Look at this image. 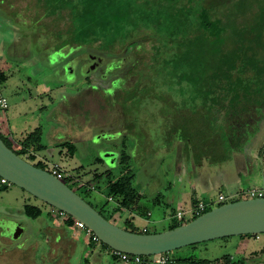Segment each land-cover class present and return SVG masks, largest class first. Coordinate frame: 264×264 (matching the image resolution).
<instances>
[{"label":"rangeland","instance_id":"1","mask_svg":"<svg viewBox=\"0 0 264 264\" xmlns=\"http://www.w3.org/2000/svg\"><path fill=\"white\" fill-rule=\"evenodd\" d=\"M228 1L198 2L220 12L222 5L230 4ZM50 24L41 17L34 0H0V73L5 76L2 88L8 99L0 127L13 138V148L17 149L20 139L40 127L45 149L38 156L46 164L39 158L30 163L35 165L40 161L45 170L49 169V163L59 164L65 182L74 190L77 186L74 182L84 186L83 191L85 186L92 185L89 182L95 181L97 191L92 193L100 198L106 197L107 182L123 174L117 160L124 150L130 155L132 186L142 196L144 205L149 206L150 216L144 218L145 211L135 208L122 209L121 219L114 224L129 230L126 221L131 222L129 217H132L135 231L145 228L148 233H160L191 221L193 201L186 195L180 200L178 185L172 181L176 178L178 162L190 163L205 157L195 138L186 140V117L178 116L191 112L194 105L188 103L181 110L177 92L152 83V70L155 72L157 67L151 70L142 63L151 64L155 59L152 41L143 38L110 50L75 43L72 37L59 36L54 29L60 25L58 22L52 28ZM261 33L264 36V27ZM192 34L186 31V38ZM144 89L138 96L139 90ZM170 96L177 101V109L171 107ZM190 125L192 128L198 121ZM254 130H259L260 135L236 142L230 141L229 133V136L223 134L221 150H216V154L226 159L219 166H211L209 182L205 178L209 190L196 187V202L201 201L211 209L220 204L219 194L225 196L224 203L234 202L247 198L248 189L263 187L264 124L248 129L247 134L253 135ZM59 140L75 145L72 155L66 150L59 155L60 148L55 145ZM185 148L187 158L183 153ZM139 152L143 157L136 159ZM218 167L223 169L229 183L237 182L239 176L242 178L241 191L234 192L223 185L225 182H218L221 180L216 177ZM106 169L111 170L107 176ZM95 174L103 175L94 180ZM155 174L160 176L163 186L150 193L146 181L156 182ZM77 193L90 200L87 191L84 190L85 195L78 190ZM114 204L115 201L105 207L104 217L112 215L110 209ZM25 205L38 207L41 214L36 218L27 216ZM52 209L56 212L21 188L0 183V264H123L112 256L111 248L103 247L100 241L93 243L84 231L60 226L62 217H54ZM178 211L183 213L182 218L176 217ZM15 226L18 236L14 235ZM56 228L62 232L58 239L54 237ZM258 236V239L255 235L219 238L164 254L174 264H214L224 256L240 264H264V234Z\"/></svg>","mask_w":264,"mask_h":264},{"label":"trees","instance_id":"2","mask_svg":"<svg viewBox=\"0 0 264 264\" xmlns=\"http://www.w3.org/2000/svg\"><path fill=\"white\" fill-rule=\"evenodd\" d=\"M34 1L41 17L51 22V28L57 26L55 23L58 22L60 25L54 29H57L59 36L72 37L75 43L116 50L120 45L128 46L143 38L144 41H152L155 59L151 64L142 62L144 68L157 67L155 72L151 69L154 79L149 80L158 88L164 85L177 92L181 110L188 103L194 105L191 112L178 116L186 117V140L195 138L202 149L198 150L212 163L226 159H220L221 154H216V150H221L223 134H230V141L236 142V139L246 140L247 136L256 137L260 133L254 130L253 135L247 134L248 129L264 124V36L261 33L264 27V0H229L227 3L230 4L222 5L220 12L212 7H204L199 0ZM147 31L149 33H145ZM186 31L193 33L191 37L186 38ZM4 79V74L0 73V81ZM137 86L130 92L136 90ZM144 91L139 90L138 96ZM170 100L171 107L177 109V101L171 96ZM194 120L198 121L195 130L194 127L190 128ZM41 133L40 127L29 132L17 142V149L1 134L0 138L14 153L30 162L35 159L34 153L45 149L41 144ZM55 145L65 149L69 155L75 149L71 141ZM117 163L123 174L115 181L109 180L105 188L106 197L116 203L112 214L119 209H136L141 198L131 183L134 174L130 171V155L121 150ZM34 166L44 169L41 162ZM110 172L108 170L105 175ZM100 175L95 174L94 180ZM74 183L76 190L65 182L76 193L77 190L83 193L84 189L82 191L81 188L84 186L79 187L78 181ZM98 211L103 216V210ZM24 212L32 218L41 214L38 207L30 205H25ZM65 217L67 225L74 224L70 216ZM108 217L104 218L109 221L111 217ZM126 225L130 226L127 231L148 234L147 231H135L130 221H126ZM169 260L168 264L175 263ZM214 264L240 262L224 256Z\"/></svg>","mask_w":264,"mask_h":264},{"label":"water","instance_id":"3","mask_svg":"<svg viewBox=\"0 0 264 264\" xmlns=\"http://www.w3.org/2000/svg\"><path fill=\"white\" fill-rule=\"evenodd\" d=\"M0 178L83 223L112 250L130 255L152 256L219 238L264 234V197L223 203L160 233L124 230L105 219L65 182L18 156L1 138ZM17 229L15 226V236Z\"/></svg>","mask_w":264,"mask_h":264},{"label":"crops","instance_id":"4","mask_svg":"<svg viewBox=\"0 0 264 264\" xmlns=\"http://www.w3.org/2000/svg\"><path fill=\"white\" fill-rule=\"evenodd\" d=\"M3 118V114L0 116V118ZM0 125L2 126V123H1V120H0ZM1 128V127H0ZM4 131H7V130H4L3 127L0 129V133H2L9 141L13 142V138L10 136V135H7L6 132ZM8 132V131H7ZM66 141V140H64ZM60 142H63V141H58V143ZM138 146V145H137ZM136 146V148H137ZM135 148V149H136ZM134 149V150H135ZM63 150L65 149H61L60 148V151H59V155H61L63 153ZM137 150V149H136ZM62 151V152H61ZM142 151V149H141ZM38 153L39 152H36L34 153L35 155V159H38L39 156H38ZM183 153H184V156L187 158L186 156V148L183 150ZM143 156L141 155L140 156V152L138 154V157H135L136 159L138 158H142ZM38 160H42V163H45L44 162V159H42L41 157L38 159ZM188 160H184L182 162H178L177 163V169H176V172L174 173V176H176L175 178V181L173 180L172 182L177 184L178 186V189H179V193H180V200H182L183 198V195H186V198H191L192 201H193V206L196 205V202L194 200V196L196 195V187L197 186H200L204 190L208 189V186H205L207 183L205 182V178L206 180L209 182V175L211 174V166H219L220 164H222L224 161L222 162H219V163H212L209 158L207 157H202L198 162L197 161H193L191 160L190 163L187 162ZM37 162H40V161H37ZM46 164V163H45ZM50 164V163H49ZM217 171L216 172H219L216 177H218L219 179L221 178L220 181H218L219 183L223 184L224 182V186L228 187L229 189H232L234 192L237 191H241L240 189V184H241V180L242 178L239 176L237 177V182L235 183H229L228 180H227V177H224V173H223V169L221 168H216ZM106 170H109L111 171L110 169H106ZM236 172L239 173V170L237 169ZM159 176V175H158ZM208 176V177H207ZM155 177H156V182L152 183V182H149V180L147 179L146 181V185H147V189L150 191V193H154L155 191H158V189L163 186V183L162 181L160 180V176L159 178L157 177V175L155 174ZM77 178V177H76ZM95 182V181H94ZM94 182H89L90 184L94 185L95 183ZM258 182V179L257 181ZM148 183V184H147ZM89 184V185H90ZM204 184V185H203ZM237 184V186H236ZM263 186H264V183H263ZM199 187V188H200ZM209 190V189H208ZM144 196H146V194H144ZM88 198H90V200H87L89 202L90 205H92L93 207H95V209L97 210H104L106 206L109 205L110 202H113L112 199L108 198V197H102L100 198L99 195L97 194H93L92 192H88V195H87ZM142 197V196H141ZM142 198H140V200H138L137 204H136V210H141V211H145V216L144 218H148L150 215L149 213V206L146 204L144 205L145 203L143 201H141ZM93 203V204H92ZM192 203V202H191ZM116 207V204H114L113 208H111L110 210H113L114 208ZM133 210V209H132ZM53 213V215H55L54 217L56 218H60L56 215V212L55 210L52 209L51 211ZM121 213H123L122 209H119L117 212H114L110 217V221L113 222V223H116L118 220L121 219ZM137 213V211H136ZM132 214V213H131ZM149 215V216H148ZM66 217L63 216L62 217V221H59L58 223L60 224V226H65V227H73L74 228V225H67L65 223V219ZM129 219L133 220V218L129 217ZM127 218V220H129ZM57 220V219H56ZM145 229V228H144ZM55 232V238L58 239L59 236L62 235V232L59 230V229H55L54 230ZM61 239L63 240V238L61 237ZM60 241V240H59ZM69 244L68 243V247H69ZM67 247V248H68ZM113 256V254H112ZM114 258L118 259L117 257L114 256ZM124 264V263H123Z\"/></svg>","mask_w":264,"mask_h":264},{"label":"built area","instance_id":"5","mask_svg":"<svg viewBox=\"0 0 264 264\" xmlns=\"http://www.w3.org/2000/svg\"><path fill=\"white\" fill-rule=\"evenodd\" d=\"M7 107H8V99L3 92L2 82L0 81V116L3 114V112L5 111V109ZM48 167H49V169L46 171H48L49 173H51L52 175H54L55 177H57L61 181L65 182L64 181V176H65L64 170L62 169V167H60L59 164L52 163V164H49ZM0 182H1V184H8V182L2 178H1ZM79 187H81V185ZM84 190L87 192H96L97 187L95 185H91V186L85 187ZM246 195H247V198H244V199L262 198V197H264V187H262V188L257 187V188L248 189ZM217 202L220 203L219 205L224 203L225 202V196L223 194H219L218 198H217ZM207 210H208L207 204L200 201V202H197L196 205H194L191 208L190 212L194 215V217H197L200 214L206 212ZM56 215L58 217H63L66 214L59 211V210H56ZM176 217L182 218L183 213L181 211L176 212ZM74 227L78 230H81V231H84L85 233H87V235L89 236V239L93 243L99 241L97 236H95L93 234V232L90 229H88L83 223L74 220ZM143 231L145 232L146 229H143ZM258 238H259V236L256 235L255 239H258ZM112 254H113V257L114 256L117 257L124 264H143L145 262H148L150 264H168L170 262V260H169L170 258L166 254L152 255V256H150V258L148 260H144V258L142 256L121 253V252H118L115 250L112 251Z\"/></svg>","mask_w":264,"mask_h":264}]
</instances>
